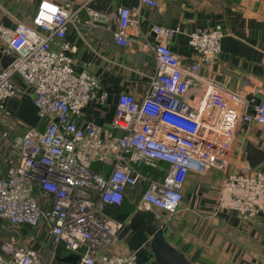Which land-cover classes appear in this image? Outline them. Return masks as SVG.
I'll list each match as a JSON object with an SVG mask.
<instances>
[{
	"label": "built area",
	"instance_id": "obj_1",
	"mask_svg": "<svg viewBox=\"0 0 264 264\" xmlns=\"http://www.w3.org/2000/svg\"><path fill=\"white\" fill-rule=\"evenodd\" d=\"M142 3L155 9L161 6L158 0ZM137 15L138 9L117 11V45L132 48ZM108 19L91 11L85 24L91 30ZM80 22L79 11L70 4L50 0L37 4L30 23L18 22L12 30L0 22V49L14 58L6 69L0 65V113L10 116L9 101L22 97L18 77L30 91L39 119L46 121L41 132L11 122V117L0 119V126L9 128L1 136L11 148L10 164L0 174V221L15 230L27 227L34 238L43 240L42 249H35L14 238L0 239V264H51L42 255L48 246L55 254L63 249L80 256V264H138L136 253L113 252L123 224L108 217L106 207H120L126 190L145 181L138 209L177 215L188 175L225 170L238 124L264 125V101L253 115L241 114L235 104L239 95L227 97L222 88L200 75L219 58L225 37L221 27L198 29L190 35L195 61L184 66L163 43L175 31L158 25L151 28L158 40L143 46L144 51H153L156 60L147 95L143 99L119 95L106 130L92 122L82 124L87 105L106 104L108 94L89 71L75 73L67 32ZM195 86L204 95L192 107L185 99ZM115 130L121 134L115 135ZM15 131L19 134L12 138ZM161 163L169 166L161 180L141 173L143 168L158 170ZM95 164L109 171H94ZM219 206L237 212L243 221L264 214V172L230 174Z\"/></svg>",
	"mask_w": 264,
	"mask_h": 264
},
{
	"label": "crops",
	"instance_id": "obj_2",
	"mask_svg": "<svg viewBox=\"0 0 264 264\" xmlns=\"http://www.w3.org/2000/svg\"><path fill=\"white\" fill-rule=\"evenodd\" d=\"M41 0H0V22L14 29L18 22L30 23ZM58 5L70 4L79 11V26H71L67 41L73 47L76 74L89 71L98 78L102 91L108 94L106 104L92 101L83 110L81 123L92 122L106 130L113 121L118 98L122 93L143 99L149 92L150 77L156 73L152 50L143 46L158 39L151 33L154 25L174 30V35L163 43L176 53L184 66L195 61L190 35L198 29L221 27L225 37L218 60L201 76L223 89L228 97L236 93L235 104L241 114L253 115L255 107L264 101V0H158L160 8L146 6L142 0H50ZM120 8L138 9V27L131 49L121 47L114 40L118 28L117 11ZM31 9V10H29ZM91 11L109 17L106 23L88 30L86 21ZM4 50L0 49V65ZM18 85L24 91L19 99L9 101L7 110L25 121L18 122L43 132L46 121H41L30 91L20 78ZM204 91L195 86L185 102L197 107ZM115 135L120 131H113ZM264 152V125L239 123L227 167L223 171L210 170L205 175H188L183 192L184 201L175 216L164 212L138 209L147 182L128 188L120 207L107 206L105 213L123 224L116 238L113 252L136 253L138 264H158L152 257V224L160 227L167 241L192 264H264V214L243 221L235 211L220 208V195L225 179L233 173L251 172L247 162L248 145ZM97 172L109 167L95 164ZM93 166V167H94ZM169 166L158 170L143 168L141 173L161 180ZM264 172V162L257 168ZM99 170V171H98ZM161 215L160 219L155 214ZM0 228H8L11 238L26 246L42 249L43 240L27 227L12 229L0 221ZM22 241V243H21ZM51 264H69L61 261L71 255L60 249L56 254L48 246L43 249Z\"/></svg>",
	"mask_w": 264,
	"mask_h": 264
},
{
	"label": "water",
	"instance_id": "obj_3",
	"mask_svg": "<svg viewBox=\"0 0 264 264\" xmlns=\"http://www.w3.org/2000/svg\"><path fill=\"white\" fill-rule=\"evenodd\" d=\"M14 58L8 52L4 51L1 61L2 68L6 69ZM247 162L252 169L259 167L264 162V152L248 145L246 148ZM153 237L151 240L152 257L158 264H192L187 258L174 248L166 239L163 230L152 224ZM61 261L69 264H80L81 258L78 255H68Z\"/></svg>",
	"mask_w": 264,
	"mask_h": 264
},
{
	"label": "rangeland",
	"instance_id": "obj_4",
	"mask_svg": "<svg viewBox=\"0 0 264 264\" xmlns=\"http://www.w3.org/2000/svg\"><path fill=\"white\" fill-rule=\"evenodd\" d=\"M29 10H31V9H29ZM0 114H3V115H0V119H3L6 116V117H11L10 118L11 122L18 121V119H19L25 123L23 118L19 117L15 113L10 112V116L5 115L4 113H0ZM3 132H9L8 126H6V125L0 126V174H3L5 172L7 166L10 164V159H11V157H9V155L11 153L9 141L4 140V138L1 136V134ZM18 134H19V131H17V132L15 131L11 134V137L14 138ZM99 165H101V164H98V166ZM94 168H96V166ZM10 237H11V232H9L8 228H0V239H10ZM21 243H22V241H21ZM20 245H22V244H20ZM42 255L44 256V253Z\"/></svg>",
	"mask_w": 264,
	"mask_h": 264
},
{
	"label": "clouds",
	"instance_id": "obj_5",
	"mask_svg": "<svg viewBox=\"0 0 264 264\" xmlns=\"http://www.w3.org/2000/svg\"><path fill=\"white\" fill-rule=\"evenodd\" d=\"M52 11H55V9L53 8V9H51ZM174 199H178V197H174Z\"/></svg>",
	"mask_w": 264,
	"mask_h": 264
},
{
	"label": "trees",
	"instance_id": "obj_6",
	"mask_svg": "<svg viewBox=\"0 0 264 264\" xmlns=\"http://www.w3.org/2000/svg\"><path fill=\"white\" fill-rule=\"evenodd\" d=\"M94 167H95V166H94ZM94 167H92V168H93L94 171H96L97 169H95ZM98 171H99V170H98Z\"/></svg>",
	"mask_w": 264,
	"mask_h": 264
},
{
	"label": "snow or ice",
	"instance_id": "obj_7",
	"mask_svg": "<svg viewBox=\"0 0 264 264\" xmlns=\"http://www.w3.org/2000/svg\"><path fill=\"white\" fill-rule=\"evenodd\" d=\"M45 7H49L48 5H45Z\"/></svg>",
	"mask_w": 264,
	"mask_h": 264
}]
</instances>
